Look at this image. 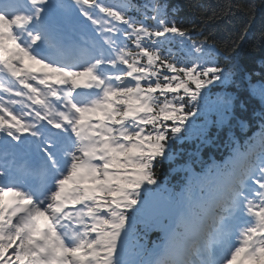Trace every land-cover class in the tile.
I'll return each mask as SVG.
<instances>
[{
    "label": "snow or ice",
    "instance_id": "6c2138e0",
    "mask_svg": "<svg viewBox=\"0 0 264 264\" xmlns=\"http://www.w3.org/2000/svg\"><path fill=\"white\" fill-rule=\"evenodd\" d=\"M234 75L161 0H0V264H264V123L201 196L157 199L156 169ZM245 103L219 97V123L245 127Z\"/></svg>",
    "mask_w": 264,
    "mask_h": 264
},
{
    "label": "trees",
    "instance_id": "16d2710c",
    "mask_svg": "<svg viewBox=\"0 0 264 264\" xmlns=\"http://www.w3.org/2000/svg\"><path fill=\"white\" fill-rule=\"evenodd\" d=\"M105 2L119 4L126 0ZM148 2L149 0H131L132 4L141 8ZM161 2L169 6V18L175 20L180 28L189 30L192 40L199 43L207 39L208 43L216 46L219 66L235 72L233 76L235 82L229 84L234 91L232 95L246 102L245 111L242 113L245 122L243 128L235 120L229 121L231 127L229 124L221 125L219 113L208 114L207 107L199 105L200 110L188 138L172 145L176 155L175 161L165 162L156 169L162 184L161 190L168 188L179 191L188 180V171L184 169L190 168L202 179L197 192L201 196L202 186L205 190L209 187L205 179L207 170L214 164L226 163L233 155V149L237 144L244 145L260 132L261 124L264 123L261 118L264 104H261L258 95L252 94L250 88V83L253 82L258 85L257 91L264 86V0H161ZM229 5L233 6V14L223 15V10ZM173 8L177 10L173 12ZM129 15L142 19V15L135 10L129 12ZM216 109L219 111V107ZM236 112L240 114L238 106ZM200 113L204 115H199ZM205 139L208 143L203 142ZM161 236V232L152 231L140 242L151 247L153 242H159L158 237Z\"/></svg>",
    "mask_w": 264,
    "mask_h": 264
},
{
    "label": "rangeland",
    "instance_id": "374dc122",
    "mask_svg": "<svg viewBox=\"0 0 264 264\" xmlns=\"http://www.w3.org/2000/svg\"><path fill=\"white\" fill-rule=\"evenodd\" d=\"M209 44H212L214 45L213 43H209ZM215 46V45H214ZM215 49H216V53H217V48L215 46ZM230 84V83H229ZM229 84L227 85H209V90H207V95L206 97L201 100L200 102V105H204L206 106V112L207 113H211V114H217L219 113V111L216 109L219 107L218 105V98L219 97H223L225 95H229V94H233V90L229 87ZM257 83H250V88L253 92V89H256L257 87ZM3 93V92H2ZM8 93H3V98L4 100H8L7 98H9V96H7ZM7 96V97H6ZM6 97V98H5ZM22 98L20 99H16V100H21ZM23 103L24 105H31V101L27 100L26 98H23ZM15 106V105H14ZM20 107V105H18V108ZM33 108L35 107H38L37 105H32ZM28 111H31V109H27ZM199 115H204V113H200ZM198 123L200 122V119L197 121ZM27 163L28 164H32L33 161L31 159L27 160ZM199 181V180H198ZM192 186L191 185H188L186 190H185V193H186V197L189 196V192H191L192 190ZM176 198H179V194L176 195ZM174 198V196L169 193V192H162L160 191L158 193V197L157 199L161 202V203H164V202H168L169 200H171L173 202V199H176Z\"/></svg>",
    "mask_w": 264,
    "mask_h": 264
}]
</instances>
